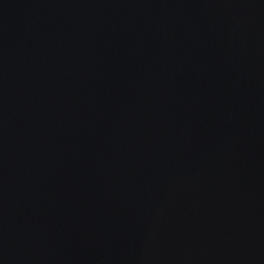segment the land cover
Listing matches in <instances>:
<instances>
[{"label":"water","instance_id":"obj_1","mask_svg":"<svg viewBox=\"0 0 264 264\" xmlns=\"http://www.w3.org/2000/svg\"><path fill=\"white\" fill-rule=\"evenodd\" d=\"M0 264H264V0H0Z\"/></svg>","mask_w":264,"mask_h":264}]
</instances>
